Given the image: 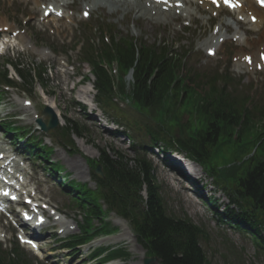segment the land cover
Returning <instances> with one entry per match:
<instances>
[{
	"label": "rangeland",
	"instance_id": "rangeland-1",
	"mask_svg": "<svg viewBox=\"0 0 264 264\" xmlns=\"http://www.w3.org/2000/svg\"><path fill=\"white\" fill-rule=\"evenodd\" d=\"M33 1L34 0H0V25L6 24L9 26V32L16 29V31L20 32V36L26 37L27 44L30 43L33 45L32 48H26V46L22 45L10 51L8 56L21 58L25 60V64H29L30 66L43 63L44 67L50 71L48 75L45 76V78H47L46 89L53 93L45 96V92L39 85H36L34 88L32 96L25 95L23 92L20 93L17 90L7 92V94L4 95L5 99L0 103V121H13L16 125L30 128V126L34 125L35 115L34 113H30L28 108L23 109L24 107L21 106L23 99L32 97L34 99L33 106L35 107V113H38L43 103L47 102L52 104V99L55 97L60 104V109L58 108V110L63 111V116L66 114L68 118H79L85 122L89 131L84 132L86 133L84 138H75L76 147L79 151L70 153L63 148L54 151L51 155L52 161L58 162L64 167V171L57 175L64 176L68 180L75 179L81 183L87 182L91 188L95 186L90 178V171L86 165L85 157H99L100 147L114 148L122 151L129 157L133 156L130 149L131 141L127 135L120 136L119 134L107 132L116 128L114 125L115 118L112 114H103L101 110L97 108L92 109L91 106L89 107L87 105V112L92 116L88 119L86 115L81 114L80 108L74 106L69 100L75 98L77 102L84 103L77 99L76 96L77 94H85V92L80 89H90L91 87L89 83L81 85L80 87L77 85L79 80L83 78V75L88 73L89 68L87 65L79 63L78 54L73 51L72 48L73 45L80 40L82 33L93 27H102L103 29L111 27L120 34L134 36L138 39H142L148 44L161 40L176 42L179 39H183L184 42L181 44L178 43L176 50H190L192 52L190 61L193 66H197L206 72L209 70H216L217 68L229 70L236 82L241 84L243 90L257 96L264 102V71L258 73H244V69L240 68L237 62H234L236 64L232 62V58L230 59L229 55L232 56L238 53L239 47L236 45V42L232 41V39H227L228 41L225 43L221 54L220 52L217 53L214 58L207 57L206 50L204 49L206 46L198 45L199 41L204 43V40L211 36L210 30L212 31L213 25L218 23L220 19L229 23L230 18L225 14L231 17L234 16L227 11L222 12L218 18H215L204 9L197 11L196 6L192 7L191 12L194 14L195 20L191 22L190 26L192 27L189 29L191 31L188 33L185 32L186 29L184 27L185 24L190 21L183 16L184 14H179L181 16L178 19L172 20V17H170L169 19L158 20L155 19V17L137 16L136 10L126 15L125 9L121 7H108L107 4L101 3L99 0H91L93 2L98 1L97 3L100 7L99 9L92 10L89 19H84L81 13L84 2H81V0H67L69 4L74 1V4L70 5L66 10L68 17L59 19V21L56 22L51 20L47 26H41V12L39 7L37 8L36 5H34ZM42 4L45 5L46 3ZM139 17L147 21V28L145 31L139 30L134 23ZM209 18L210 21H208ZM89 20H93L92 26L86 25ZM237 28H240V26L235 24L230 25V37L235 34ZM240 29L241 31L244 30V28ZM246 29L250 30L251 26L246 25ZM223 31H226V28H223ZM249 34L252 38H257L260 33L252 30L249 31ZM261 38L262 36H259L256 40L258 41ZM177 47L179 48L177 49ZM43 48H54V50L56 48V50L61 51V53L59 57L57 55H52V59L47 60L45 57L39 56L36 52V50H42ZM251 49H256V46L254 45ZM66 62H68L69 65H66ZM191 64H188L187 68H189ZM50 74L54 77L51 78ZM82 83L84 82L81 81V84ZM72 86H75V88L72 89ZM89 94L94 98V92L90 93L89 91ZM126 109H124L126 112L121 113L125 116V120L132 119L133 117L138 119L141 118L137 112L130 110L128 107H126ZM10 116H14V118H10ZM16 116L20 119H16ZM125 130L129 135L138 138L137 141H142L144 139V135H141L139 132L136 133L135 130L131 128H126ZM2 131L0 125V141H6V143L13 142V139L5 134L1 138ZM244 141L247 142V140ZM242 143L243 141L239 142L238 145ZM10 146L12 149H16L13 144ZM242 149L248 150L249 147L244 146ZM236 150L235 143H228L226 149L219 154V157L216 159L219 165L226 163L233 164L235 163L234 160L242 157V154ZM149 158L153 159L155 178L160 187L161 196L168 213L175 217L190 216L195 223L203 226V229L209 234V240L203 241L202 245L207 252L211 264H264V251L257 250L254 247L249 235L247 233H241V231L227 224L218 223L216 211L210 208L203 198L200 199L199 196L195 195V179H201L200 186L204 185L202 190L204 196L217 199V205L221 208L229 202L225 194L203 173L201 167L192 165L186 168L183 165L185 163L184 155L172 153L168 155L169 160L178 167L183 165L180 167L181 171L187 174L188 178L193 182L192 184L185 182L187 180L180 174L166 167L162 161V155L149 153ZM25 160L29 161L30 168L35 172L34 179L40 183L41 188L39 189L47 192L46 197L51 198L53 203L60 207V211L68 215L67 219L71 223L70 230L58 234L59 237H61L60 239L76 233L77 230H74L73 222H76L78 215L74 210L68 208V199L62 194L60 190L61 186L54 183L52 181L54 178L44 172V163L39 164V162H37L33 164L29 157ZM46 164L49 165L48 163ZM66 173H70V177H68ZM111 222L114 224L113 226H118L115 231L116 233L100 237L103 241L100 244L112 248L121 246L126 248L130 256L128 259L116 260L109 264H144L145 252L137 243L135 237H132L131 233L130 241L120 242L126 230H128V225L116 220L114 217H111ZM0 223L6 228L7 221L0 220ZM61 226L62 225L55 224L54 230L48 229L51 227L50 225L47 226L42 232L41 248L38 251L39 256L31 251L25 250L28 259L36 264H95V262L89 261L88 259L90 254L88 247H83L78 252L75 251L73 256L71 255V253H73L72 251L60 249L59 243L56 242L58 237L54 234ZM6 238L7 242L11 240V234H7ZM153 264H158V262H154Z\"/></svg>",
	"mask_w": 264,
	"mask_h": 264
},
{
	"label": "trees",
	"instance_id": "trees-1",
	"mask_svg": "<svg viewBox=\"0 0 264 264\" xmlns=\"http://www.w3.org/2000/svg\"><path fill=\"white\" fill-rule=\"evenodd\" d=\"M112 58L119 60L124 72L134 67L130 93L142 110L147 111L149 106L155 105L168 113L146 130L154 144L162 143L170 149L185 151L190 158L213 170L215 175H218L217 168L207 165L214 150L219 153L231 142L237 145L236 151L242 156L255 150L248 162H236L217 179L225 181L223 188L231 201L226 214L228 221L231 225L249 228L256 239L255 245L264 250V105L254 103L249 108L246 106L249 96L239 98L225 89H218L213 85L214 79L208 80L207 84L199 78L196 81L189 73H184V63L167 47L159 50L142 48L137 57L133 43L126 41L88 58L97 77V101L101 107L117 110L113 105L116 91L113 79L100 65ZM156 70L154 79L150 80ZM181 87L185 90L184 96L179 93ZM118 90L120 95H125V83H121ZM194 112L200 127L192 125L191 117L185 122L182 116ZM72 130L82 135L77 126H68L62 132V139L70 146L73 145ZM235 134L237 141L233 140ZM241 141L248 150L239 148ZM100 160L104 177L95 176L96 191L70 181L73 201L85 211L84 232L91 226L92 217L104 215L103 201L110 210L131 220L138 241L148 255L159 257L160 264H211L201 244L205 232L188 218L176 219L166 214L150 165L144 158H136L134 166H129L124 156L112 158L103 152ZM143 185L147 186L148 199L140 214L137 210L144 202ZM231 205L237 206L240 212ZM119 253L125 254L121 250L107 257L119 256ZM16 254V258H12L0 251V264H28L19 253Z\"/></svg>",
	"mask_w": 264,
	"mask_h": 264
},
{
	"label": "bare ground",
	"instance_id": "bare-ground-1",
	"mask_svg": "<svg viewBox=\"0 0 264 264\" xmlns=\"http://www.w3.org/2000/svg\"><path fill=\"white\" fill-rule=\"evenodd\" d=\"M47 1H49V3H52V2H58V0H47ZM82 1H86V5L87 6H90L91 8H93V6H94V4L91 2V1H88V0H82ZM171 2H176V1H180V0H170ZM199 1H203V4H204V6H207V2L205 1V0H198V2ZM113 2L114 3H116V4H122V6H124L126 9H129L130 8V4L128 3V1H126V0H113ZM136 2L137 3H135V6H136V8L138 9V13L139 14H149V15H151L152 14V11L153 10H155L156 11V15H158V17H160V16H166L167 15V13L168 12H165V11H162V8H161V6H159V5H156V4H154V3H152V2H150V0H146L145 1V5H147V3L148 2H150V5H152L150 8H147L145 5H143L142 3H140L138 0H136ZM189 4H191V1H189L188 2ZM59 6V5H58ZM60 7V6H59ZM47 8V7H46ZM45 8V9H46ZM58 8V7H57ZM175 7H171V9L170 10H173ZM209 8H211V6L209 5ZM212 10L213 11H220V9L219 10H217V9H213L212 8ZM44 11V10H43ZM175 11V10H174ZM249 12H252V14L251 15H256L257 16V22L255 23V24H253L252 25V28L254 29H259V28H261V27H264V10L263 9H261V8H259V7H257L256 6V4H255V2L254 1H252V0H245V2H244V4H243V6L241 7V10H240V13L238 14V15H242L243 17L245 16V15H247V17L250 19L251 18V15H249ZM188 14H189V19H191V20H194V18H193V15H192V13L191 12H188ZM135 24L141 29V30H146V28H147V23H146V21H144V20H142V19H137L136 21H135ZM238 34V33H237ZM263 38H264V32H263ZM221 37V36H220ZM223 37H225V36H223ZM216 39L215 37H211L210 39H207L206 40V42H205V44H209V43H213V39ZM218 39V38H217ZM226 39V38H225ZM253 41L251 40V38L249 37V35L247 34V36L245 37V39L244 40H240L239 39V44L241 45V46H246V47H252V45H253V43H252ZM263 44H264V42H263ZM263 46V45H262ZM209 47H212V46H209ZM218 48H220V46L218 47ZM260 50V48H258V51ZM243 56H245V55H243ZM256 56H257V53H254V58H256ZM239 65L241 66V67H244L245 66V64H241V63H239ZM85 99L86 97H82L81 99ZM88 99H91V98H88Z\"/></svg>",
	"mask_w": 264,
	"mask_h": 264
},
{
	"label": "water",
	"instance_id": "water-1",
	"mask_svg": "<svg viewBox=\"0 0 264 264\" xmlns=\"http://www.w3.org/2000/svg\"><path fill=\"white\" fill-rule=\"evenodd\" d=\"M53 116V120L55 121V116L54 115H52ZM147 264H148V261H147Z\"/></svg>",
	"mask_w": 264,
	"mask_h": 264
},
{
	"label": "snow or ice",
	"instance_id": "snow-or-ice-1",
	"mask_svg": "<svg viewBox=\"0 0 264 264\" xmlns=\"http://www.w3.org/2000/svg\"><path fill=\"white\" fill-rule=\"evenodd\" d=\"M86 15H87V13H86Z\"/></svg>",
	"mask_w": 264,
	"mask_h": 264
}]
</instances>
